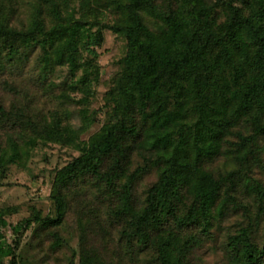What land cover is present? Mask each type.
Returning a JSON list of instances; mask_svg holds the SVG:
<instances>
[{
  "label": "trees",
  "instance_id": "obj_1",
  "mask_svg": "<svg viewBox=\"0 0 264 264\" xmlns=\"http://www.w3.org/2000/svg\"><path fill=\"white\" fill-rule=\"evenodd\" d=\"M0 90V264H264V0H0Z\"/></svg>",
  "mask_w": 264,
  "mask_h": 264
},
{
  "label": "rangeland",
  "instance_id": "obj_2",
  "mask_svg": "<svg viewBox=\"0 0 264 264\" xmlns=\"http://www.w3.org/2000/svg\"><path fill=\"white\" fill-rule=\"evenodd\" d=\"M120 44L115 42L114 37L111 34H107V43L105 46L100 49V64L103 69V78L108 80L111 76L115 74V67L113 65V60L117 57L119 53ZM98 99L101 103L102 96L106 92V86H101L98 89ZM0 95H4V92L0 90ZM98 130V126H96L93 131ZM49 154L50 163L48 165V169L55 168L57 166L63 167L71 158L70 153L66 150H62L58 147H52V149L47 151ZM77 155V154H74ZM46 165L44 163H39L38 168H44ZM36 168V166H35ZM46 168V167H45ZM154 181V177L152 175L144 178V184H150ZM10 183L12 184L10 188H7L3 191V195L1 201L7 205L13 204H21L23 200L27 197L25 196L26 190L21 187H18L16 184L25 185L28 183V180L25 175L16 173L14 177L11 179ZM43 196L46 197L48 194V188L44 187ZM197 255L202 258L204 261L203 264H228L225 261L224 253L222 250H219L217 246H213L210 243L204 244L199 250L196 251ZM42 264V263H39ZM48 264H54L50 262Z\"/></svg>",
  "mask_w": 264,
  "mask_h": 264
}]
</instances>
